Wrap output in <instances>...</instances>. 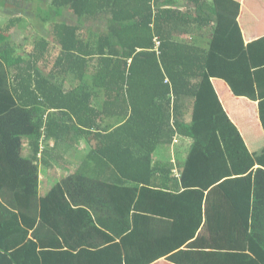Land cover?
<instances>
[{
    "label": "trees",
    "instance_id": "16d2710c",
    "mask_svg": "<svg viewBox=\"0 0 264 264\" xmlns=\"http://www.w3.org/2000/svg\"><path fill=\"white\" fill-rule=\"evenodd\" d=\"M186 1L196 18L156 13L159 0H47L53 13L41 23L52 24L50 37H38L27 51L28 32H21V20L11 12L28 15L20 4L35 7L40 0H0V15L10 20L0 29V197L43 249L81 240L70 245L76 253L71 261L89 257L105 264L104 243L114 245L116 256L117 238L128 241L133 223L144 222L161 224L175 245L188 238L186 252L174 258L179 264L181 258L185 264H264V151L251 155L219 105L211 79L223 78L230 63L208 71L211 42L203 48L177 39L186 33L182 27L178 32L180 24L195 21L194 28L204 31L218 23L214 0ZM99 25L106 33L94 32ZM259 44L251 47L258 52ZM52 57L49 74L42 66ZM70 77L74 88L68 90ZM189 101L191 124L185 120ZM87 132H99L98 148L86 161L98 173L91 180L65 178L48 192L38 159L41 143H67ZM164 132L170 142L178 133L195 140L181 179L172 167L153 164ZM196 156L203 165L195 164ZM103 167L114 175L110 182L99 178ZM101 190L102 199L96 197ZM4 218L0 207V229ZM110 219L114 238L103 232ZM0 264L22 263L0 247Z\"/></svg>",
    "mask_w": 264,
    "mask_h": 264
},
{
    "label": "crops",
    "instance_id": "0c3cea01",
    "mask_svg": "<svg viewBox=\"0 0 264 264\" xmlns=\"http://www.w3.org/2000/svg\"><path fill=\"white\" fill-rule=\"evenodd\" d=\"M214 2L217 10V26L213 24L210 26L211 29L203 31L194 28L196 24L193 23L195 21L189 22L187 26L180 24L181 26L179 25L177 28L178 32L182 33L184 31L182 28H185L186 33L178 35L177 39L184 42L191 40L203 48H206L208 43L211 42L209 49L212 51L213 57L208 71H213L215 64L220 62L230 63L223 78L214 77L211 82L216 91L219 105L222 106L228 120L239 130L251 151V155H253L255 151H264V0H214ZM154 5L156 6V13H158L157 10H163L168 13L166 15L172 17L173 13H185L187 15L182 17L192 19L197 16L190 15L191 8L186 0H159V3L154 2ZM20 6L23 7L24 4H20ZM13 13L14 15H12ZM13 13L11 16L21 21L28 17V15L22 13ZM34 21L36 20L34 19ZM8 22L10 20H7L6 23ZM215 26L217 31L213 37ZM96 30L101 31V29ZM107 30L104 28L101 32L95 30L94 32L102 34L106 33ZM206 31H209L208 35L204 34ZM13 33L15 35V31ZM85 34L89 36V33L86 32ZM154 41L155 51L159 55L160 46L158 47L157 43L159 42L161 45V41L158 38ZM257 41L260 42L257 48L262 49L258 52L257 49L251 47V44ZM57 54L59 53L57 52ZM217 69L214 70V73ZM70 87L72 88L74 85H70ZM100 99L106 100V96L103 94ZM170 99L172 110L175 103L173 92L170 94ZM190 104H192V101L188 102L189 108L186 111L185 120L187 124L192 122ZM172 125H174V122H172ZM98 133L91 134V132H87L85 136H77L78 139H76V136L70 137L67 139V143L62 141L59 143L54 141L44 145L41 143L42 150L38 159L43 173L42 181L48 192L55 185L54 183L65 178L68 179L73 176L76 179L78 175H81L91 180L92 175L95 172L98 173L94 166H86L87 156L98 148ZM168 135V132L160 134L161 144L158 145L153 155V164L155 167L160 164H173V167L182 173L185 168L180 169L178 167L181 166L182 162L178 160V152L180 156L184 154L183 157L186 159L184 165H189L195 140L178 133L170 142ZM183 140L185 153L175 149V146L182 144ZM61 151L65 152L66 156ZM166 151L170 155H167ZM160 152H165L164 159H158ZM29 154V142L26 141L24 145L25 158ZM203 161L205 160L199 159L197 156L194 158V162L198 166L203 165ZM256 168H259L258 165ZM112 176L114 175H111L109 168L103 167L102 175L99 178L102 182H110L109 178ZM90 184L98 183L90 181ZM99 185H102V183H99ZM105 192V190H101L96 197L102 199ZM89 194L93 195L92 193ZM89 194L86 193L85 197ZM177 195L180 194L174 195L172 193V196ZM0 207L3 214H5L2 221L4 228L0 229V247L12 253L17 261L22 264H75L71 260H74L73 256L76 253L70 248V245L76 246V243H81V240L66 239L69 242L67 243L61 238L63 246L61 250L43 249L37 242H32L34 241L33 233L22 225L18 213L11 211L2 203L1 197ZM117 211L114 212L117 213ZM92 215L94 214L92 213ZM107 217H110L109 214H107ZM110 222L111 219L108 223ZM108 223H106L107 227L103 229V232L114 238L115 234ZM62 233H65L63 227ZM167 235L168 233H164V227L161 224L133 223L132 230L126 236L128 241L124 242L123 239L117 238V243L115 242L116 256L114 245L109 242L104 243L107 247V254L104 258L105 264H179L174 258L186 252V245L189 240L186 238L184 243L175 245L172 239L166 238ZM106 240L110 241L107 238ZM102 242L101 237L99 243ZM32 244L38 248L29 247ZM120 248H122L121 252ZM181 259H184L185 264V258ZM93 261L89 257H79V264H94Z\"/></svg>",
    "mask_w": 264,
    "mask_h": 264
},
{
    "label": "rangeland",
    "instance_id": "374dc122",
    "mask_svg": "<svg viewBox=\"0 0 264 264\" xmlns=\"http://www.w3.org/2000/svg\"><path fill=\"white\" fill-rule=\"evenodd\" d=\"M40 8H41V10H39ZM46 8H47V0H40V3L38 5H36L35 7H34V5L30 6V7H27V5H24L23 7H21V10H24L25 12L28 13V17H25L21 21V25H22L21 32L24 35L26 34V31L28 32V40H27L28 42H27V45H26V47L28 46L27 47L28 48L27 51H32L33 46L35 44V40H37L38 37H47V38L50 37V31L52 30V27H51L52 24L44 25L43 23H41V21L47 19L48 15H51L53 13L52 8L48 7L47 10H46ZM11 11H12V9H11ZM13 12L22 13L24 15H27L24 12H17V10L15 8H13ZM13 12H11V13H13ZM12 15H14V13ZM31 17L33 19H36L37 22L32 21ZM71 18H72L71 14L68 13V19L70 20ZM7 20H9V18L4 17V15H2V14L0 15V29H4L7 26V24H9V22L6 23ZM64 20H67V16H65ZM64 20L63 19H58V21H64ZM34 22H35L36 27H34L32 29L30 24H33ZM98 23H100V22H98ZM99 26H96L95 30L96 29H101V31H103L104 30V26H100L101 28ZM16 32H17V30H15V33ZM189 41H191V40H189ZM21 50L23 51V48ZM60 51H61V48L57 47L55 53L56 54H57V52L60 53ZM26 52H24L23 54H26ZM55 60H56V58L52 57L51 58V62L49 63L47 68H46L45 64H43L42 67L45 69V71L47 73L51 74V72H52V70L54 68ZM72 81H73V78L70 77L68 79V82L66 83V88L68 90L70 88V85L73 86V84L71 83ZM72 88H74V87H72ZM175 149L181 150V151H183L185 153L186 150H185V147H184V140H183L182 144H180L178 146H175ZM166 152H167V155H170L168 151H166ZM255 153L257 154L258 158L261 157L260 152L255 151ZM165 156H166L165 152H160V154L158 156V159H164ZM183 156H184V154H181V156H180V154L178 152V160L182 161L181 162V166H178V167H180V169H182V167L183 168L186 167V165H184V162H185L186 159ZM167 166L168 167H173L174 165L173 164H168ZM181 174H182L181 172H179L177 169H175V167H173V176H175L178 179H180L183 176V174L182 175ZM113 223L114 222L108 223V226H110Z\"/></svg>",
    "mask_w": 264,
    "mask_h": 264
},
{
    "label": "built area",
    "instance_id": "2783aa9c",
    "mask_svg": "<svg viewBox=\"0 0 264 264\" xmlns=\"http://www.w3.org/2000/svg\"><path fill=\"white\" fill-rule=\"evenodd\" d=\"M157 44H158V47H159L160 46V43L158 42Z\"/></svg>",
    "mask_w": 264,
    "mask_h": 264
}]
</instances>
